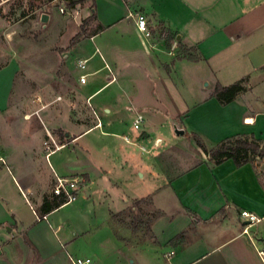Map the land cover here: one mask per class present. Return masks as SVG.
Masks as SVG:
<instances>
[{
    "label": "crops",
    "instance_id": "obj_1",
    "mask_svg": "<svg viewBox=\"0 0 264 264\" xmlns=\"http://www.w3.org/2000/svg\"><path fill=\"white\" fill-rule=\"evenodd\" d=\"M74 1L81 20L91 14L92 0ZM94 6L104 28L82 36L74 62L62 52L49 76L55 84H44L46 101L30 112L40 120L24 124L27 135L0 138V264H71L69 256L135 263L132 255L140 264L142 253L131 249L137 235L113 216L150 195L159 211L151 231L169 246L166 264H263L257 249L264 233H244L240 212L264 220V157L216 164L193 140L188 154L165 153L163 145L183 143L186 133L209 148L233 135L264 142V0H94ZM138 13L147 38L137 32ZM190 47L201 60L183 56L181 48ZM77 59H87L85 70ZM197 77L206 86L212 80L213 89L204 93ZM241 79L245 90L229 103L211 96L217 84ZM9 87L5 80L0 94ZM68 95L75 107L86 101L90 123L68 119ZM175 126L184 133L176 135ZM43 134L59 149L47 154ZM56 176L80 179L75 200L52 203ZM172 207L181 211L166 213ZM117 234L128 245L110 252L106 240Z\"/></svg>",
    "mask_w": 264,
    "mask_h": 264
},
{
    "label": "rangeland",
    "instance_id": "obj_2",
    "mask_svg": "<svg viewBox=\"0 0 264 264\" xmlns=\"http://www.w3.org/2000/svg\"><path fill=\"white\" fill-rule=\"evenodd\" d=\"M64 5L60 0L50 2L49 0H0V90L5 80L7 86L11 84V88H6V91L0 94V100L3 103L0 104V138H4V136L19 137V132H22L23 135L29 133L28 125L24 124L33 120H40L38 116L32 117L30 112L34 107H38L46 101L48 95L43 91L44 84H55V81H51L49 76L60 66L62 52L65 51V54H68V61L74 62L75 46L82 40V37L73 42L72 39L78 32L82 20L79 16L72 18L60 13L59 7ZM30 6L35 7L34 11L21 16L23 11H29ZM45 10L49 12L50 20L43 26L39 14ZM67 67L70 71L76 70L73 69L74 64H67ZM196 79L201 88L203 87L204 93L213 89L212 80H210V85L206 86L207 80L202 81L200 77ZM66 99H70L69 95ZM57 100L58 103L59 101L64 102V97L59 96ZM70 100H67V103H71L68 107L71 108L68 119L73 122L90 123L92 117L88 112L89 107L86 101L84 100L79 107H75V98ZM18 123L19 125H16ZM175 123L179 125L178 122L175 121ZM44 134L43 136L48 139V136ZM173 136L175 135L173 134ZM190 137L191 139L186 133V136H181L178 139L183 143L175 144L168 149L167 145H163L164 152L190 153V144L193 145L194 142L192 135ZM199 137L204 142V139ZM150 197L152 198V195ZM178 210L180 207H172L166 213H177ZM257 224L252 226L251 231L260 235V233H264V220L262 219ZM136 237L138 238L139 235ZM123 240L125 239L123 238ZM121 241L119 235L115 237V241L108 237L105 245L110 249V252L120 253L119 250H125V245H128L127 240H125V244ZM112 242L114 243L112 244ZM167 247H169L168 244H160L159 239L156 238L155 240L153 235V237H144L136 242L133 240L131 249L142 253L140 264H166L163 253L168 249ZM132 258L135 259V263H131L130 260L127 262L122 260L120 264H139L136 256L132 255Z\"/></svg>",
    "mask_w": 264,
    "mask_h": 264
},
{
    "label": "trees",
    "instance_id": "obj_3",
    "mask_svg": "<svg viewBox=\"0 0 264 264\" xmlns=\"http://www.w3.org/2000/svg\"><path fill=\"white\" fill-rule=\"evenodd\" d=\"M50 1L52 0H49V2ZM65 3L68 7H72L75 6L77 2L74 0H65ZM34 8V6H30L29 11H23L21 16H25L27 13L34 11ZM103 28L104 26L96 21L94 0H92L91 14L81 21L79 30L74 35L72 42L75 39L89 35ZM180 51L183 56L191 61H199L202 59L196 47L181 48ZM244 90V79H241L227 86L217 84L211 96L216 98L221 104H226L232 101L236 95ZM60 135H62L61 137L64 139L63 134L61 133ZM191 135L196 146L205 154L209 155L210 159L216 164L220 163L224 159L231 158L237 166H240L251 161L254 156L264 157V142L255 139L253 136H229L221 140L212 148H208L198 135L194 133ZM53 196L54 197L51 200L54 205H59L60 203L66 201L63 195ZM145 208H147V212L145 211ZM158 215L159 211L153 208L151 197L147 196L132 202L128 208L117 213L113 216V218H115L117 222L128 227L134 235H139L143 238L153 237L151 223ZM140 237L137 239L139 240ZM179 237L180 236L177 235L174 239H178Z\"/></svg>",
    "mask_w": 264,
    "mask_h": 264
},
{
    "label": "built area",
    "instance_id": "obj_4",
    "mask_svg": "<svg viewBox=\"0 0 264 264\" xmlns=\"http://www.w3.org/2000/svg\"><path fill=\"white\" fill-rule=\"evenodd\" d=\"M60 2L64 3L65 5L59 7V12L62 14H65L68 17L75 18V16L78 14V10L73 6L68 7L65 3V0H60ZM135 26H136L137 32L140 34L141 37L147 38L150 35L149 29L147 27V21L143 14L138 13L136 15ZM96 52L99 53L98 49H96ZM86 62H87V59H77L76 67L79 70L83 71L86 69ZM105 67L110 71V68L108 67V65H105ZM85 78H86V74H81L79 76V81L83 83L85 82ZM141 121H142V117L138 115L133 123L134 128H138ZM48 137H49V140H46L44 142V149L47 152V154L59 149V145L55 143L54 139L50 135ZM124 138L125 140H127L126 137ZM0 161H3L1 157H0ZM79 182H80V179L77 177L56 176L55 183L52 187V194L53 195H63L66 201L68 202L73 201L77 198V195H78L77 191H78ZM240 217L242 221L245 223L243 227V232L246 234H250L249 229L252 228L254 224H257L258 222H260L262 219L256 214L246 211V210H242L240 212ZM257 254L259 258L261 259L262 263L264 264V247L257 249ZM69 261L71 264H94L92 259L89 257L69 256Z\"/></svg>",
    "mask_w": 264,
    "mask_h": 264
},
{
    "label": "water",
    "instance_id": "obj_5",
    "mask_svg": "<svg viewBox=\"0 0 264 264\" xmlns=\"http://www.w3.org/2000/svg\"><path fill=\"white\" fill-rule=\"evenodd\" d=\"M40 21H41V23H43V26H45L46 23L49 21V15L47 13H42L40 15ZM174 133L176 135H182L184 133V130L179 128V127H177V126H175L174 127Z\"/></svg>",
    "mask_w": 264,
    "mask_h": 264
}]
</instances>
